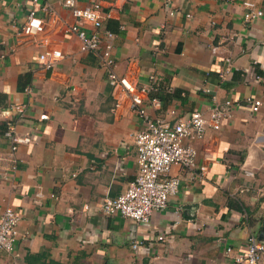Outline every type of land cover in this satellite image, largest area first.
Instances as JSON below:
<instances>
[{
    "label": "crops",
    "instance_id": "obj_1",
    "mask_svg": "<svg viewBox=\"0 0 264 264\" xmlns=\"http://www.w3.org/2000/svg\"><path fill=\"white\" fill-rule=\"evenodd\" d=\"M243 1L75 0L78 8L99 4L114 71L147 88L149 117L172 123L193 112L207 116L213 101L231 103L217 131L182 141L196 149L204 174L171 165L176 193L140 224L100 211L134 179L133 138L143 124L97 53H80L76 37L64 32L91 27L60 0H0V216L5 208L19 216L13 250L0 251V264H236L249 235L264 241V0H253L262 16L248 23ZM43 4L54 13L50 20ZM32 7L47 21L48 47L63 54L49 70L37 60L45 48L39 38L15 37ZM226 60L231 71L221 78ZM246 98L260 101L256 112ZM17 104L22 115L12 109ZM7 124L30 135L11 154L2 135ZM203 148L213 162L203 163ZM36 191L44 200L34 202ZM136 240L142 245L132 251Z\"/></svg>",
    "mask_w": 264,
    "mask_h": 264
},
{
    "label": "built area",
    "instance_id": "obj_2",
    "mask_svg": "<svg viewBox=\"0 0 264 264\" xmlns=\"http://www.w3.org/2000/svg\"><path fill=\"white\" fill-rule=\"evenodd\" d=\"M169 0H162L164 5ZM61 5L68 9L71 16L81 22L88 24L91 31L86 32L78 24L64 27V32L72 34L78 41V51L80 53H97L101 66L107 72V79L112 85H117L125 93L127 98V107L130 111L136 113L142 121L143 128L134 135L133 142L136 151V173L133 181L128 187L114 199H106L100 207V211L105 216L120 215L140 224L148 223L150 216L162 211L166 206L168 197L174 195L178 189V177H168V170L171 165H177L184 170L197 169L200 175L205 172V166L197 165V151L193 146L183 145L184 139L199 141L203 138L206 129L217 131L221 123L230 116L231 103L224 101L217 103L213 101L207 116L199 112H193L187 117L175 116L172 123L164 120L153 119L146 113L142 100L147 88H137L135 83L126 76H118L115 71V62L112 52L111 39L112 34L104 31L101 35L102 17L99 13V4L92 3L89 6L78 8L75 0H60ZM38 0H31L32 6L37 5ZM242 6L245 9L243 21H249L262 16L261 11L256 10L253 0H244ZM39 10L50 20L53 18V12L47 4L40 6ZM47 21L39 17L33 7L28 11L25 22L15 32L17 39L28 40L45 47L38 54L37 60L43 70L51 69L56 62L62 59L63 54L55 48L48 47V40L44 37V31ZM264 39V35H263ZM264 43V42H263ZM214 49L212 48V51ZM3 54H0V59ZM224 70L219 77L224 78L231 71L229 60L225 61ZM264 70V65L262 66ZM153 81V77H148ZM25 91H28L26 89ZM246 104L251 112H256L260 107L258 99L246 98ZM151 106L158 108L157 100H151ZM119 107L115 103L114 110ZM14 112L17 115L24 113L22 105H14ZM45 119L44 115L39 117ZM3 137L9 141L10 154L16 147L26 144L30 141L28 132L21 136L14 133L12 125L7 124L3 131ZM203 163L213 162L207 148L201 152ZM246 178H252L253 172L243 170ZM6 178V175L4 176ZM246 190V189H244ZM32 198L34 202L44 200L45 196L36 191ZM19 216L10 208H5L0 216V251L11 252L17 239V223ZM162 240V237H158ZM142 245L139 240L130 243V249L136 251ZM230 249H226L229 253ZM264 259V241H257L253 235L246 238L244 252L242 255L234 258L236 264H261Z\"/></svg>",
    "mask_w": 264,
    "mask_h": 264
}]
</instances>
